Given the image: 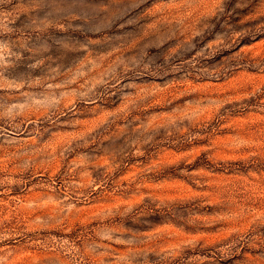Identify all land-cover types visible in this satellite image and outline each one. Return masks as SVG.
<instances>
[{
  "label": "rangeland",
  "instance_id": "obj_1",
  "mask_svg": "<svg viewBox=\"0 0 264 264\" xmlns=\"http://www.w3.org/2000/svg\"><path fill=\"white\" fill-rule=\"evenodd\" d=\"M0 264H264V0H0Z\"/></svg>",
  "mask_w": 264,
  "mask_h": 264
}]
</instances>
